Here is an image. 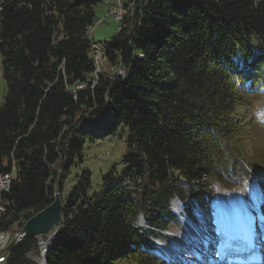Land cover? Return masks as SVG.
<instances>
[{
    "label": "trees",
    "instance_id": "trees-1",
    "mask_svg": "<svg viewBox=\"0 0 264 264\" xmlns=\"http://www.w3.org/2000/svg\"><path fill=\"white\" fill-rule=\"evenodd\" d=\"M100 2L0 0V173L16 167L0 232L20 231L59 194L45 264H166L146 241L177 221L173 200L197 202L191 192L215 184L234 190L257 169L243 153L251 129L237 104L258 91L264 114V0H134L100 49L110 75L91 57ZM119 125L123 180L88 196L83 177L63 201L84 137ZM37 242L10 245L5 264H41Z\"/></svg>",
    "mask_w": 264,
    "mask_h": 264
},
{
    "label": "rangeland",
    "instance_id": "rangeland-1",
    "mask_svg": "<svg viewBox=\"0 0 264 264\" xmlns=\"http://www.w3.org/2000/svg\"><path fill=\"white\" fill-rule=\"evenodd\" d=\"M106 4L105 1L104 3L100 2L97 4L95 10H96V19L100 20L102 17H104L105 14L104 10L106 9ZM119 26V22L117 20L108 18V19H102V22L99 24H93L92 26L89 27V34L91 38V43L97 46L101 51H105L104 49V42L109 41L111 37L116 33V30ZM98 48L95 47V50ZM100 59H102V53L100 52ZM92 59L96 57L95 53H91ZM0 67H1V55H0ZM100 70H103L106 72L108 75H110L111 71L108 67V65L101 60L98 64V68ZM260 91H264V88L259 89ZM6 91V86L5 82L1 77V72H0V104H2L3 99H4V94ZM241 101L237 104V114L239 115H244L246 116L249 125V128L251 129L250 136L249 138L245 139V146H244V151L243 153L245 156L248 157L250 162L254 165L255 168L257 169H252L250 171L251 175H260L259 179L263 180L264 179V114L257 113L258 110V105H259V98L261 97L260 93L258 91L256 93H244L241 94ZM106 122L103 123V126ZM102 124V123H101ZM101 126V127H103ZM99 127H97V130ZM79 134V133H78ZM97 134V133H96ZM127 136H128V131L123 125H119L115 132L112 134L105 135L103 137H96L93 135H87L84 137L83 143H82V153L81 157L79 158L78 156H75L74 158V164L71 165L68 169V174L65 175L63 178V188H62V200L65 201V198L69 195V193L75 188V186L78 184L79 181L83 180V177H87L89 180V185L87 188V195L92 196L94 194L100 193L104 188L105 184L107 182H112V183H117L121 180H123L124 172L123 170L125 169L126 165L123 162L124 157L126 155L127 151ZM260 168V169H258ZM242 178L244 175L248 173V171L242 170ZM241 178V179H242ZM241 188L238 191L235 192H222L220 189L219 184H215V187L212 189V191L205 192L204 190L202 191L201 189H195L194 191L191 192L192 196L195 197L197 202L199 204H202L204 202L209 201V207L208 204L205 206L207 208L212 209L213 213L215 215H212L210 217L212 220H216L221 222L222 224L216 225V228L212 227L209 231V235H217L219 238L221 237L219 232H225L226 228V223L225 219H227V213L225 208L222 209L219 207L220 202L222 200V195L225 196V198L232 194L233 195V200H241L240 205L243 208L245 207L244 205H247L250 210L253 211V207H256L258 209V214L260 216V220L263 223L264 221V199H263V194H264V180L261 181V183L254 182L251 179V176H247L244 178L242 185H239ZM262 196V197H261ZM204 197V200H201ZM262 203L261 206H258V204ZM172 203H175L178 207L179 205L182 204L180 201H173ZM217 210H216V208ZM239 207V210H240ZM190 209V207H187ZM219 208L221 210H219ZM247 208V209H248ZM230 207L228 208V210ZM230 211V210H229ZM245 214L247 213V210L244 211ZM229 213V212H228ZM252 213V212H251ZM221 214V215H220ZM244 214V215H245ZM193 216V213H192ZM3 217V216H2ZM232 214L229 215V220L232 219ZM247 218V215H245ZM185 219V218H183ZM258 220V218L256 217ZM180 218H177V221L169 224L168 229H170L169 232H165L164 235L167 236V245L171 244V246H174L175 242L178 241L180 237V233L175 231V230H180L184 231L185 226L181 222ZM259 221V220H258ZM137 224H142L141 219L137 220ZM200 224V219L197 221V225ZM211 224V223H208ZM188 228V226H187ZM11 236L13 237L14 232L13 230L10 231ZM170 233H173L170 234ZM8 232L3 233V237H6ZM177 234V235H176ZM16 238V235L14 239ZM46 240V237L41 236L38 237V242L40 240ZM227 239L226 234H224L223 238H220L219 244L221 245L223 241ZM10 234L7 239V241L2 238L0 239V251L7 247L10 243ZM217 240V241H218ZM147 242L149 243V239H147ZM165 242V240H164ZM174 242V243H172ZM201 247H204L203 245ZM193 249H197L196 247ZM207 250V249H205ZM221 248L218 249V251H215V246L214 249L211 253V256L214 255L218 257L219 252ZM40 251V249H39ZM161 251V250H160ZM159 252L158 248H153V253L158 254ZM205 253H207L205 251ZM208 253V255H210ZM155 254V255H156ZM5 253H0V264H5V258H4ZM185 255V254H183ZM33 258L38 259L40 261V253L36 252L35 254L32 255ZM165 260H167L166 255H164ZM188 257V256H187ZM184 258L183 256L181 259ZM192 259H195L193 256L191 257ZM164 259V258H163ZM171 259V257H170ZM214 258L213 260H215ZM205 262V261H203ZM130 260L128 259H123L119 260L117 262H113L110 264H129ZM177 262H174L173 264H176ZM223 264L224 261H222ZM188 264H192L189 262Z\"/></svg>",
    "mask_w": 264,
    "mask_h": 264
},
{
    "label": "bare ground",
    "instance_id": "bare-ground-1",
    "mask_svg": "<svg viewBox=\"0 0 264 264\" xmlns=\"http://www.w3.org/2000/svg\"><path fill=\"white\" fill-rule=\"evenodd\" d=\"M110 1H111V0H105V4H106V7H105V8H106V9L104 10V14L107 13V10H108V3H110ZM133 1H134V0H133ZM132 7H133V6H129V13H130V11L132 10ZM130 14H131V13H130ZM101 21H102V20H98V21H96V24H97V23H100ZM94 53L96 54V57H95V63H96L97 68H98L99 59H100V56H101V55H100V50H99V49L95 50V48H94ZM96 70L98 71L99 69H96ZM11 166H12V169H13V170H9V177H13V175H14V173H15V167H14V164L12 163ZM8 191H9V189H7V192H8ZM240 202H242V201L239 199V200L237 201V203L240 205ZM244 206H245L244 208H243L242 206H241V207L243 208L244 211H246L247 208H248V206H247V205H244ZM229 210H231V209H229ZM229 210H228V212H229V215H230V211H229ZM244 211H243V212H244ZM0 214H1V207H0ZM231 214H232V213H231ZM244 214H245V212L243 213V216H245ZM3 215H4V214H3ZM1 218H2V217H1ZM1 218H0V219H1ZM243 219H245V218L243 217ZM256 220H257V219H256ZM229 226H233V227L236 226L237 228L239 227L234 217H232V219L229 220ZM247 227L249 228V224H247ZM249 229H250V228H249ZM242 230L245 231V228H241V231L239 230V232H242ZM263 230H264V228L261 230V232H262ZM201 231H202V228H201V227H198V228L192 230V232H193L195 235H199V236H200V239H199V238H196V239H195L196 241H198V243H201V237H205V238H206V236H201V235H200V234L202 233ZM3 233H4V232H0V239L4 238V239L7 241L8 237H9V234H7L6 237H3ZM6 233H7V232H6ZM207 233H208V232L206 231V235L209 236ZM250 234H251V236H253V235L255 234L254 231H253V229L250 230ZM20 236H21V234H17V235H16V238H15L13 241H17V238H19ZM192 236H194V235L192 234ZM256 236L258 237V236H263V235H261L259 232H256ZM205 238H204V240H205ZM218 239H220L219 236H217L216 238H209L208 241H207V243L204 245V247H201V246H200V247L198 248L197 252H196L194 255H191V257L193 256L194 258H196L195 261H194V259H192L191 257H189L190 260H187V257H185L184 259H181L180 257H177V253H178L179 250L181 249L180 246L183 245L184 243H186V241H185L183 238L180 239V241L178 242V244L175 243L174 246H171V245H170V247L173 249V252H174V253L167 254L166 256H167L169 259H170V257H171L170 260L181 261L180 264H188L189 262H191L192 264H208V263H212V264H220V262H221V264H223L222 261H224V263H225V260H226V259L219 260V261H214L213 259L216 258L215 260H217V257L214 256V258H213V257H210V255H208V253L212 252L213 247H214V245H215V243H216V241H217ZM199 240H200V241H199ZM47 243H48V241H45L44 239L42 240V243L40 244V252H42V251L44 250V248H45V246L47 245ZM9 244H10V243H9ZM226 244H228V243H225V245H223V254H225L226 252L229 251V249H228V247H227ZM205 249H207V250H205ZM184 251L188 252V251H189V247H185V248H184ZM205 251H206L207 253H205ZM203 261H205V262H203Z\"/></svg>",
    "mask_w": 264,
    "mask_h": 264
},
{
    "label": "water",
    "instance_id": "water-1",
    "mask_svg": "<svg viewBox=\"0 0 264 264\" xmlns=\"http://www.w3.org/2000/svg\"><path fill=\"white\" fill-rule=\"evenodd\" d=\"M103 115L108 116L104 111ZM62 203L59 194H55L53 201L41 211L30 217L23 225L21 233L23 238L45 236L48 241L41 257L45 263V254L54 243L59 233V222L61 217Z\"/></svg>",
    "mask_w": 264,
    "mask_h": 264
},
{
    "label": "built area",
    "instance_id": "built-area-1",
    "mask_svg": "<svg viewBox=\"0 0 264 264\" xmlns=\"http://www.w3.org/2000/svg\"><path fill=\"white\" fill-rule=\"evenodd\" d=\"M133 4V0H111L110 3H108V10L103 19L111 18L117 20L118 22H121L129 14V6H133ZM100 61L101 60H99V62ZM118 75H123V70H118ZM9 170H13L11 165L7 171L0 173V198L3 194L7 193V189H9L11 185L13 177H9ZM0 207L1 218L3 214L6 213L7 203L4 204L2 201H0ZM19 240H21V236L17 238V241Z\"/></svg>",
    "mask_w": 264,
    "mask_h": 264
},
{
    "label": "crops",
    "instance_id": "crops-1",
    "mask_svg": "<svg viewBox=\"0 0 264 264\" xmlns=\"http://www.w3.org/2000/svg\"><path fill=\"white\" fill-rule=\"evenodd\" d=\"M105 1V0H104Z\"/></svg>",
    "mask_w": 264,
    "mask_h": 264
}]
</instances>
